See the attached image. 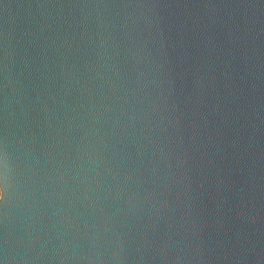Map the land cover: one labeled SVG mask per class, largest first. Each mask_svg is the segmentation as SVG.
I'll use <instances>...</instances> for the list:
<instances>
[{
  "label": "water",
  "instance_id": "obj_1",
  "mask_svg": "<svg viewBox=\"0 0 264 264\" xmlns=\"http://www.w3.org/2000/svg\"><path fill=\"white\" fill-rule=\"evenodd\" d=\"M0 264H264V0H0Z\"/></svg>",
  "mask_w": 264,
  "mask_h": 264
}]
</instances>
